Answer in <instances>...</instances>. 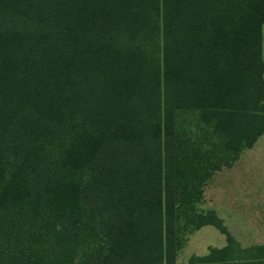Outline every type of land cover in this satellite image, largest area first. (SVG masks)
<instances>
[{
	"label": "trees",
	"instance_id": "1",
	"mask_svg": "<svg viewBox=\"0 0 264 264\" xmlns=\"http://www.w3.org/2000/svg\"><path fill=\"white\" fill-rule=\"evenodd\" d=\"M264 0H0V264H264L212 209L264 128Z\"/></svg>",
	"mask_w": 264,
	"mask_h": 264
},
{
	"label": "rangeland",
	"instance_id": "2",
	"mask_svg": "<svg viewBox=\"0 0 264 264\" xmlns=\"http://www.w3.org/2000/svg\"><path fill=\"white\" fill-rule=\"evenodd\" d=\"M261 30L264 65V24ZM262 77L264 80V66ZM243 152L245 155H248L246 161L239 160L230 169L232 175L236 176V183L234 186L225 187V192L216 194L215 200L218 199L221 201L220 203L224 204V207H229L227 208L228 214H223L226 210L221 208L217 212V216L221 218L222 224L229 236L241 248H248L253 246V243H264V208L261 207V204L264 203V187L259 186L263 184L264 180V128L255 141L249 147L243 148L237 157ZM240 164L246 165L249 169L248 178L254 182L250 187L241 182L243 180H241L239 172ZM230 171L224 174H228ZM241 176H243V173ZM214 186L213 180L207 183L206 188L203 189V198L198 203L197 208L204 210L207 207V202L210 203L211 200H214L215 191H212ZM225 243L224 234L220 233L213 226H202L187 236L186 242L177 253L176 263H185L190 255L205 254L209 247L220 248Z\"/></svg>",
	"mask_w": 264,
	"mask_h": 264
},
{
	"label": "crops",
	"instance_id": "3",
	"mask_svg": "<svg viewBox=\"0 0 264 264\" xmlns=\"http://www.w3.org/2000/svg\"><path fill=\"white\" fill-rule=\"evenodd\" d=\"M261 29H262V26H261ZM261 38H262V30H261ZM262 41H263V38H262ZM261 46H262V43H261ZM262 61H263V57H262ZM243 153H241L239 155V157H237V159H235L234 161H232L229 166H227V167H221L219 170L213 172L212 175L207 180L205 186H204V188H206L207 183H209L210 181L213 180V184L215 185L214 186V189H212V191H215L214 192L215 193L214 194V200H211L210 203L207 202L206 209H212V210H214V212L216 213V215H217L218 210H220V208L226 210L223 214H228V209L227 208H229V207H227V206L224 207V204L223 203H220L221 201L218 200V199L215 200V198H216V194H219V192H225V189H224L225 187L234 186V184L236 183V178H235L236 176H233L232 175V172L230 171V169H232L234 167L235 163L238 162L239 160L246 161L248 155H245V153L244 154ZM263 167H264V165H263ZM239 168H240V170H239L240 177H241V180H243L241 182L242 183H245L248 187L252 186L254 184V182L251 181V179L249 180V178H248V176H249V171L248 170L249 169L246 167V165H243V164H240ZM228 171H230L228 174H224V173H226ZM242 173H243V176H241ZM230 175H232V176L230 177ZM262 185H259V186L260 187H264V180H263V184ZM205 191H206V189H205ZM231 192H232V190H231ZM261 207L264 208V203L261 204ZM253 244H264V243H253ZM192 255H194V254H192Z\"/></svg>",
	"mask_w": 264,
	"mask_h": 264
}]
</instances>
